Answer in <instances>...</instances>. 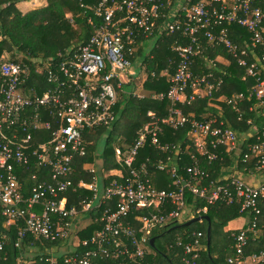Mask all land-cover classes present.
<instances>
[{
  "label": "built area",
  "instance_id": "2783aa9c",
  "mask_svg": "<svg viewBox=\"0 0 264 264\" xmlns=\"http://www.w3.org/2000/svg\"><path fill=\"white\" fill-rule=\"evenodd\" d=\"M255 2L101 0L95 10L101 22L95 26L90 41L69 52L67 56L70 58L62 63L60 69L64 77L75 84L76 96L64 88L63 75L59 77L52 73L48 82L54 86L43 87L41 90L44 93L40 95L37 88L25 86L27 70L21 64L10 61L6 55L0 56V216L5 219L7 226L24 223L18 233V240H15L16 247L22 245V240L28 236L49 241L76 238L75 223L80 211L88 214L106 206L100 216L102 229L92 238L81 242V252L69 247V254L65 253L62 260L55 256L41 259L42 264H100L98 260L101 258L104 261L112 260L109 264H123L124 260L144 259L152 230L158 225L184 217L185 191L188 189L194 195L207 199L209 204L237 201L241 205V212H254L256 217L253 223L234 234L235 254L228 259V263L264 262V252L245 254L250 241L259 238L257 216L261 214L259 203L264 200V179L253 184L242 176L232 174L226 185L210 181L203 186L202 181L209 178V174L197 165L187 170L190 179L178 176L173 171L176 187L171 190L157 189L144 171L145 165L142 166L144 172L132 169L131 175L125 180L115 179L108 186L103 184L102 192L97 182L75 185L71 179L75 156L86 154L83 132L112 118L110 111L117 102L115 80L127 75L131 68L125 49L127 43L135 42L138 31L146 34L147 38L154 33L171 36L179 31L189 40L186 44L177 40L172 45V51L178 56L172 87L167 95L159 94L158 97L170 99L173 109L163 122L174 129L189 123L196 149L211 161L216 159V155L209 148L236 150L237 134L223 121L217 117L205 121L190 120L177 104L191 105L201 98L212 96L220 86V83L215 85L206 76H196L192 71L194 58L200 53L199 37L205 36L214 44H223L244 69L245 78L256 81L254 91L261 106L264 79L256 50L264 48V9L255 6ZM125 21L127 24L123 25ZM226 23H236L250 33L248 50L229 38V30L224 27ZM261 59L264 62V54ZM47 66L46 63L45 68ZM106 70L108 72L100 79ZM42 71L44 69L40 67ZM85 78L93 82L91 89L83 86ZM96 81L99 82L96 84ZM97 89L98 92H95ZM238 97L242 98L243 95L239 94ZM240 114L239 117L242 116ZM158 131L156 123L145 125L126 158L129 167L138 158L149 136L151 143L160 147ZM43 132H52V139L47 140L39 135ZM255 135L257 141L248 150L254 157H259L256 172L264 176V129ZM245 158H250L249 154ZM35 161L44 168L41 173L43 177L49 176V179L38 182L32 187L30 195L25 196L17 171L29 169ZM163 168L164 165L161 166ZM117 176L123 178L119 172ZM37 178L36 174L32 175V179ZM83 186L94 194L92 198L81 201L79 211L75 206L69 207L66 194L78 192ZM169 204L172 209L167 211L166 206ZM140 210L147 212L136 220H129L130 215ZM199 237L200 234L184 246V264H197L200 259L204 247ZM6 238L7 235L0 232V261L7 260ZM119 260L120 263L113 262Z\"/></svg>",
  "mask_w": 264,
  "mask_h": 264
},
{
  "label": "trees",
  "instance_id": "16d2710c",
  "mask_svg": "<svg viewBox=\"0 0 264 264\" xmlns=\"http://www.w3.org/2000/svg\"><path fill=\"white\" fill-rule=\"evenodd\" d=\"M28 1L30 0H0V56L6 55L10 61L21 64L27 70L26 78H24L25 86L37 88L39 94L42 95L43 87L54 86L48 82L50 73L62 77L63 73L60 69L62 63L70 58L67 56L68 53L85 46L90 41L95 26L101 22L95 14L101 0H47L46 7L22 14L17 5ZM255 6H261L264 9V2L256 0ZM125 24L127 21L123 22V25ZM224 27L229 30L228 36L233 42L243 49H249L250 33L246 29L236 23H226ZM181 34L179 31L171 36H167L166 33L162 35L154 33L147 38L146 34L138 31L135 35V42L129 45L127 43L125 54L131 61V66L142 58L143 64L147 65V78L143 84L146 94L141 97L131 94L129 98H126L124 88L132 85V82L122 83L121 87H118L120 80H115L117 102L110 111L112 118L106 123H98L89 127L83 132L82 140L86 147V154L76 155L74 158V171L71 179L75 185L81 182L96 183L98 172L101 170L104 174L105 169L107 170L103 180L105 186L115 179L125 180L131 175L132 169H136L141 172L146 170L152 184L161 190H171L176 187L172 177L174 170L176 175L190 179L187 170L196 165L209 174V178L202 181L203 186L208 185L210 181H216L217 185H226L228 178L232 175H229L230 168L235 162L238 168L234 174L243 177L251 172L256 173L259 157H254L248 149L252 143L257 141L255 134L264 129V99L260 106L254 91L256 81L252 78H245L244 69L239 66L237 59L223 44H214L205 36L199 37L200 53L194 58L192 71L196 76H206L207 80L215 85L220 83V86L212 96L201 98L191 105L178 103L177 107L190 120L205 121L217 117L219 121H223L225 126H229L236 132L237 149L232 151L226 148H209V151L216 155V159L211 161L207 155L196 149L190 133L192 126L189 123L174 129L163 122L170 115L173 103L167 97L160 99L158 95H167L172 87L171 80L178 62V56L172 51V45L177 40L182 44L189 42ZM149 41H155V45L147 47L145 44ZM17 53L22 58L16 57ZM256 54L259 57L260 73L264 79V62L261 59L264 48L256 50ZM250 58L253 59L251 53ZM225 62L229 64H224ZM46 63L48 66L45 68ZM40 67H43L44 71L40 72ZM107 72L108 70L102 73L100 79ZM63 81L68 93L74 92L71 94L76 96L75 84L68 81L64 75ZM98 82L96 81V84ZM92 83L88 78L82 81L87 89L93 87ZM95 92H98V89ZM239 94L243 97L239 98ZM217 98L223 99L219 103L222 108L224 107L221 112L211 108ZM229 101H232V104H229ZM149 112H152L154 117L149 115ZM239 114L242 116L239 117ZM53 122L55 123V120ZM151 123L158 124L160 147L153 145L149 136L144 147L140 149L138 158L129 167L126 164V158L140 138L145 125ZM107 132L108 136L101 149L100 141ZM39 135L47 140L52 139V132H43ZM246 154H249L250 158L246 159ZM99 164L101 165L98 167ZM143 165L146 166L144 171H142ZM163 165L164 168L161 169ZM43 170L44 168L35 161L29 169L17 171L21 177L22 193L25 196L30 195L32 187L38 182L49 179V176L43 177L41 174ZM118 172L123 178L117 176ZM33 174L37 175L36 180L32 179ZM185 193L184 212L189 210L188 218L156 226L148 236L150 241L151 239L155 241L153 245L149 243L146 257L124 260L123 264H184V246L196 239L199 234L204 248L197 264H230L228 259L235 254L234 234L246 227L231 229L232 223L246 217L248 224H252L256 214L241 212V205L237 201L230 204L220 201L213 205L209 204L207 199L194 195L188 189ZM93 194L92 190L84 186L78 192L70 191L66 194L69 198V207L75 206L80 211L81 201L92 198ZM104 208L94 209L88 213L91 221L84 225L86 227L77 231L76 238L49 241L35 239L32 236L26 237L22 240V245L17 247V264H42L41 259L55 256L62 260L66 254H69V247L75 250L77 248L81 252L83 250L81 242L92 238L102 229L100 216ZM171 209L170 204L166 206L167 211ZM259 209L261 211V214L257 216L259 238L250 241L245 250L247 256L264 252V200L260 201ZM146 212V210L136 211L130 215L129 220H136ZM82 214L87 215L80 211L79 216ZM199 216H207L209 220L176 228ZM5 222V219L0 216L2 227ZM23 226V222H18L16 225L4 228L13 235L15 240H18V233ZM209 227H211V242L208 247ZM5 243L7 260L0 261V264H13L8 236ZM61 248L64 251L59 256L58 251ZM98 261L100 264L112 262L108 259L104 261L102 258ZM120 261L113 262L120 263Z\"/></svg>",
  "mask_w": 264,
  "mask_h": 264
},
{
  "label": "rangeland",
  "instance_id": "374dc122",
  "mask_svg": "<svg viewBox=\"0 0 264 264\" xmlns=\"http://www.w3.org/2000/svg\"><path fill=\"white\" fill-rule=\"evenodd\" d=\"M47 5H48V1L47 0H30L28 2L19 3L17 5V8L20 10V12L22 14H28V13L34 11V10L46 7ZM16 29L18 30L19 28H16ZM145 45L147 47H153L155 45V41H149ZM147 52H149V51H147ZM16 57L22 58L20 55H18V53L16 54ZM142 61H143V58L141 60H139V62H136L134 65L131 66V68L129 69V72L127 73V75L124 74V76H126V78H124L125 81H126L125 83L132 82V85L126 86L124 88V94L126 95V98H129L131 96V94L134 95V96H138V97L144 96L146 94L145 93L146 91H144V88H143V84H144V82L146 81V78H147V65L143 64ZM224 64H229V63L225 62ZM222 100H223L222 98L215 99V102H214L213 105H211V108H214L215 110L220 111V112L222 110H224V107L222 108L219 105V103ZM151 115L154 117L153 113H151ZM107 136H108V132L105 133L104 137L100 141L101 149H102V146L104 147V142H105V139H106ZM101 149H100V152H102ZM118 158L119 157L117 156V159ZM100 165L101 164H99L97 166L99 167ZM237 168H238L237 167V163L235 162L234 166L230 168L231 172H230L229 175L234 174L235 172H237ZM250 174H254V173L251 172ZM102 175H103V172L100 170V172H98L97 179H96L97 185H98L99 190L101 192L103 191ZM188 216H189V210L185 211V214H184V217L182 218V220H186L188 218ZM89 218L90 217H89L88 214L87 215L86 214L80 215L76 219V227H75V229L77 231L83 229L85 227L84 224H87L86 222L89 220ZM90 221H91V219H90ZM4 227H8L6 225V223L4 224ZM58 253H59V256H61L63 254V248H61L60 251H58Z\"/></svg>",
  "mask_w": 264,
  "mask_h": 264
},
{
  "label": "crops",
  "instance_id": "0c3cea01",
  "mask_svg": "<svg viewBox=\"0 0 264 264\" xmlns=\"http://www.w3.org/2000/svg\"><path fill=\"white\" fill-rule=\"evenodd\" d=\"M261 1V0H260ZM262 2H264V0H262ZM218 58H220V57H218ZM124 78H126V76H121L120 77V87H121V84L122 83H125L126 81H125V79ZM213 110H211V112H212ZM217 111V110H216ZM225 117H227V115H225ZM106 173H107V170L105 169V172H104V174L102 175V179L104 180V178H105V176H106ZM243 178L247 181V182H249V183H253V184H258V183H260V182H262L263 181V179H264V176L262 175V174H259V173H254V174H247V175H244L243 176ZM68 197V196H67ZM69 199V198H68ZM89 217H90V215H89ZM90 219L91 218H89V220L86 222V223H88V222H90ZM248 224V220H247V218L245 217V218H241V219H239V220H236L235 222H233L232 223V225H231V229L233 228V229H240V228H243L244 226H246ZM85 225V224H84ZM243 226V227H242ZM75 227H76V223H75ZM86 227V226H85ZM75 231H77L76 229H75ZM66 250V249H65ZM64 251V250H63Z\"/></svg>",
  "mask_w": 264,
  "mask_h": 264
},
{
  "label": "water",
  "instance_id": "95a60500",
  "mask_svg": "<svg viewBox=\"0 0 264 264\" xmlns=\"http://www.w3.org/2000/svg\"><path fill=\"white\" fill-rule=\"evenodd\" d=\"M203 220H209V217H207V216L195 217V218H192L191 220H189V221H187V222H185V223H183L181 225L176 226V228L186 227V226H189V225H191V224H193L195 222H201ZM0 232L6 234L9 237L10 243H11V249H12L13 264H17V258H16L17 247H16V244H15V239H14L13 235H11L1 225H0ZM154 241H155V239H151V244L152 245H153ZM210 242H211V227H209V230H208V238H207L208 247L210 246Z\"/></svg>",
  "mask_w": 264,
  "mask_h": 264
}]
</instances>
